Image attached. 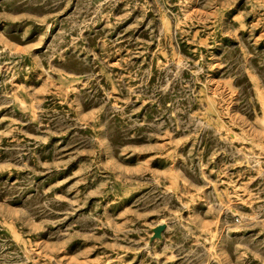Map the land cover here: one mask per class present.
I'll list each match as a JSON object with an SVG mask.
<instances>
[{"label": "rangeland", "instance_id": "obj_1", "mask_svg": "<svg viewBox=\"0 0 264 264\" xmlns=\"http://www.w3.org/2000/svg\"><path fill=\"white\" fill-rule=\"evenodd\" d=\"M0 264H264V0H0Z\"/></svg>", "mask_w": 264, "mask_h": 264}]
</instances>
